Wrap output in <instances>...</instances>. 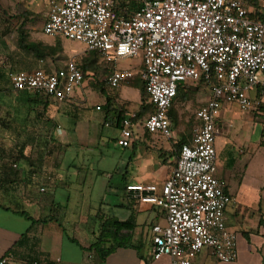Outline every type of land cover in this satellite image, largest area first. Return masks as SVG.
<instances>
[{
	"label": "built area",
	"instance_id": "obj_1",
	"mask_svg": "<svg viewBox=\"0 0 264 264\" xmlns=\"http://www.w3.org/2000/svg\"><path fill=\"white\" fill-rule=\"evenodd\" d=\"M247 0H52L42 24L95 52L107 64L138 58L140 79L152 112L121 121L116 145L129 148L135 129L165 139L173 136L169 109L180 84L201 81L209 98L195 113L191 143L182 145L160 185L130 184L129 200L161 209L165 225L151 228L150 258L169 264H196L206 252L215 263L236 259V236L225 224L232 203L217 176L219 112L236 106L242 113L264 109V4ZM40 67L8 75L13 91L31 92L47 102L64 103L83 75L74 62L52 72ZM117 67V66H116ZM130 69L115 68L104 83L111 89L130 82ZM231 126V124H230ZM7 257L0 264L7 263ZM32 264H38L33 262Z\"/></svg>",
	"mask_w": 264,
	"mask_h": 264
},
{
	"label": "crops",
	"instance_id": "obj_2",
	"mask_svg": "<svg viewBox=\"0 0 264 264\" xmlns=\"http://www.w3.org/2000/svg\"><path fill=\"white\" fill-rule=\"evenodd\" d=\"M49 2L45 0L46 9ZM39 32L43 33L42 25ZM23 39L26 46L34 47H21L17 41V49H10L12 55L5 53L3 43L0 48V119L9 121L11 127L19 130L39 123L43 137L40 142L35 141L34 151L26 148L17 158L19 164L12 166L19 169L20 161H23L25 165L30 164L29 172L19 169V173H11L10 167L6 166L0 172V260L7 257L6 264H169L167 257L157 261L150 258L151 228L165 225L162 210L129 200L125 187L130 184H162L174 165L173 144L179 139L174 132L172 138L165 139L160 135H146L141 130L135 132L134 146L120 148L116 145L121 121L117 123L118 109L114 104L123 102L124 118L136 114L140 106V100L139 104H132L120 96L121 89L128 84L131 86L133 79L116 89L103 86L104 93L89 88L92 94L103 97L102 104L95 105V110L103 111L104 118L97 120L94 129L84 109L88 90L85 81L78 87L84 102L76 93L78 88L61 104L41 100L31 92L13 91L8 75L38 69L40 60L46 72L61 69L68 62L79 65L66 53L63 42L66 39L60 36L44 39L38 33H28L29 42L25 37ZM137 60V67L131 70L135 72L134 77L140 79L142 64ZM112 90H119V97L111 95ZM103 128L111 130L110 136L104 134ZM101 137H107L108 146L130 152L121 157L122 174L118 183L111 187L118 197L111 202L92 200V185L86 182L85 156L78 159L76 155V165L69 161L67 168L62 166L68 146L76 143L91 148L99 144ZM117 170L118 166H115L114 171L119 173ZM217 176L226 184V191L232 198L225 210V224L229 231L235 230L232 233L238 232L244 237L248 234L239 226L227 225L226 217L231 208L237 215L236 208L239 207L255 210L261 215L252 226L258 238L239 248L235 242L236 259L228 264H264V180L255 183L253 189L246 173L241 174L239 180L235 179L234 173H217ZM232 180L235 181L231 191ZM248 191H253V201L245 196ZM99 218H113L118 222L133 219L135 225L131 231L120 232V236L128 239L129 246L114 249L104 261L90 249L99 233ZM196 264L223 263H215L206 252H202Z\"/></svg>",
	"mask_w": 264,
	"mask_h": 264
},
{
	"label": "rangeland",
	"instance_id": "obj_3",
	"mask_svg": "<svg viewBox=\"0 0 264 264\" xmlns=\"http://www.w3.org/2000/svg\"><path fill=\"white\" fill-rule=\"evenodd\" d=\"M255 1L259 6L264 4V0ZM44 5L45 0H0V48L4 44L6 54L12 55L10 49H13V51L17 49V41L19 42L20 36L25 37V40L29 42V39H27L28 33H38L39 37L50 39V37L39 32V28L44 21V14H46L49 6L46 9ZM63 42L66 53L72 56L78 64H81L85 59H92L94 53H86V47L83 44L68 40ZM137 59H123L119 61L118 65H111L97 57L95 63V67H98L97 73L93 75V72H91L92 75L85 79V82L88 83L87 100L85 102L81 97L80 88L76 89L77 95L84 102V109L87 112V117L92 121L93 129L94 125L97 126V120L99 122L104 118L103 111L95 110V105L102 104L103 97L101 94H92L89 88H93L98 93L100 88L103 87L99 83L100 80L104 83L106 77L117 67L119 69H135L138 63ZM105 71L107 75L102 76ZM187 84V87L182 89L184 97L178 98L174 103L177 124H173L171 129L178 139L181 136H190V131L192 134L195 127V113L206 103L210 96L206 86L196 85L197 83L192 82H187ZM140 85V79L135 76L131 86L128 84L127 87L121 89V98L128 103L139 104ZM104 86H106L105 83ZM119 90H112L111 95L119 97ZM114 105L118 110L124 108L123 102H117ZM218 117L220 122L218 123L219 134L216 146L219 173H234L237 180H239L241 174L246 173L247 179L253 183L254 189L255 183L264 180V117L256 112L242 113L233 105L223 106ZM66 130L64 128V131ZM139 131H141L140 127L135 129V132L138 133ZM103 132L106 136L111 134V130L108 128H103ZM41 137H43V130L39 123L31 125L26 130H19L13 125L11 127L9 121L0 119V165L2 166L0 172H3V166L10 167L11 173H19V169L29 172L30 164L25 165L23 161H20L19 169L12 166L15 163L19 164L17 158L21 157L20 155L24 153L26 148L34 151L36 149L34 146L35 141L40 142ZM101 138L99 144L91 148H84L76 143L68 146V152L62 161V166L67 168L69 161H74L73 164L76 165L78 163V160L75 159L76 155L79 156L78 159L85 156L87 159L85 162L87 167L86 182L92 185V200L100 202L102 199L103 202H111L116 199V196L118 197V194L111 187L115 186L121 177L123 169L121 157H126L130 152L108 146L107 137ZM115 166H118L119 173L114 171ZM130 173H133L132 169H130ZM234 181L230 182L231 191L233 190ZM245 196H249L248 198L253 201V191L246 192ZM236 210L238 215L233 212L232 208L228 211L226 221L227 225L239 226L238 228H242L240 230H245L248 233L247 237H244L241 233H235L239 248L244 246L245 243L258 238V234L252 226L253 222L261 219V215L255 210L244 209L243 207L236 208ZM232 231L235 232V230Z\"/></svg>",
	"mask_w": 264,
	"mask_h": 264
},
{
	"label": "trees",
	"instance_id": "obj_4",
	"mask_svg": "<svg viewBox=\"0 0 264 264\" xmlns=\"http://www.w3.org/2000/svg\"><path fill=\"white\" fill-rule=\"evenodd\" d=\"M246 2L248 4L255 6V7L257 6V3L255 0H247ZM19 45L21 47L25 46L27 49H31L34 47V45H27L26 46L22 36H20V38H19ZM97 57H99L98 54L94 52V54L92 55V59H85L84 61L81 62V64H79L77 66L83 75V81H85V79L90 75L91 72H93V75H94V73H97L98 67H95ZM93 68H94V71H93ZM106 75H107V72L105 71L104 75H102V76H106ZM99 83L101 84V86H104V83L101 82V80L99 81ZM198 84L203 85V83L201 81L197 82L196 85H198ZM187 85L188 84H180L177 88L176 96L173 99L172 106L168 112L171 126L173 124H177V114L174 110V103L178 98L184 97L182 94V89L184 87H187ZM101 88H100V91L102 93H104V90ZM139 96H140V106H139L137 113L135 114L134 122H140V121L144 120L146 118V116L152 112V106L148 101V97L145 93L143 83H141L140 88H139ZM117 111H118L117 123H119L126 116V113L124 110H121V109H119ZM261 112H262L261 116L264 117V109H262ZM194 121H195L194 126H196L198 124V122L196 121L195 117H194ZM144 134L147 135L149 133L144 132ZM191 135L192 134L190 131V136H181L179 138V140L175 144H173V150H174L173 156H174V158H176L178 156L179 150H180L182 145L191 143ZM134 143L135 142H133L132 145ZM99 220H100L99 221L100 222L99 233L97 235L96 242L90 247V249L93 250L97 254V256L99 257V259L101 261H104V259L114 249H116L118 247H128L129 246L128 239L120 236V232L123 230L131 231V230H133L135 225H134L133 219H129V220H126L124 222H118L113 218H107V219L99 218Z\"/></svg>",
	"mask_w": 264,
	"mask_h": 264
}]
</instances>
